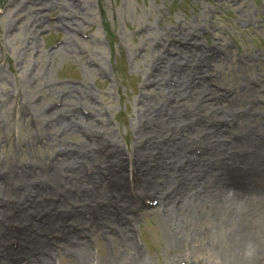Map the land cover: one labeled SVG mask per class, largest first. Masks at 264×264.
Instances as JSON below:
<instances>
[{
	"label": "bare ground",
	"instance_id": "obj_1",
	"mask_svg": "<svg viewBox=\"0 0 264 264\" xmlns=\"http://www.w3.org/2000/svg\"><path fill=\"white\" fill-rule=\"evenodd\" d=\"M205 31L186 22L170 31L183 38L181 46L170 44L175 56L162 47L147 50L143 74L157 91L153 101L143 96L135 141L125 149L85 119L79 105L62 100L47 113L25 96L21 104L40 126L30 142L36 149L50 144L59 156L27 161L26 168L16 159L0 162V264H154L131 236L134 223L150 216L147 224L161 240L155 248L183 253L174 264H264V98L256 87L264 80L248 69L254 56L242 73H226L227 43L192 39ZM209 70L219 75L207 78ZM23 73L20 83L32 93L34 75L29 68ZM7 80L0 71V86ZM55 130L71 136L79 130L94 140L68 143ZM36 149L29 154L37 158ZM127 174L138 192L130 191Z\"/></svg>",
	"mask_w": 264,
	"mask_h": 264
},
{
	"label": "rangeland",
	"instance_id": "obj_2",
	"mask_svg": "<svg viewBox=\"0 0 264 264\" xmlns=\"http://www.w3.org/2000/svg\"><path fill=\"white\" fill-rule=\"evenodd\" d=\"M42 2L52 6L43 8ZM203 13L206 19L196 17ZM186 22L204 25L203 35L192 38L201 42L199 45L227 43L230 54L224 62L230 67L226 73H242L254 56L255 66L247 68L264 80V0H0V71L8 78L0 86V162L16 159L19 164L25 162L26 168L31 164L27 161L46 163L59 156L50 144L36 149L30 142L40 126L31 118L33 111L21 104L28 95L31 101L42 102L47 113L60 107L62 100L79 105L81 114L92 119L97 130L109 131L124 149L130 146L135 141V119L143 96L153 101L151 93L157 91L143 74L149 68L147 50L163 48L175 56L170 44L181 46L179 40L183 38L170 31ZM190 43L186 45L194 48ZM27 68L34 75L32 87L36 90L32 93L20 83ZM150 68L154 70V64ZM207 72L211 74H206L207 78L219 75L216 70ZM169 83L175 85L171 80ZM256 87L264 98V85ZM53 92V100H49ZM185 114V110H179V115ZM50 124L47 120L42 125ZM75 132L71 136L56 131L55 137H65L68 143L93 139L79 130ZM31 149H36L39 157H32ZM93 167L104 173L100 163L95 161ZM105 176L110 183L112 178ZM136 183L133 175L127 174L130 191H139ZM3 197L0 195V199ZM41 198L35 197L36 201ZM147 218L138 219L131 233L144 255L154 264L183 261V253L175 247L155 248L161 240L147 224L151 216ZM91 254L97 262L98 248L93 247Z\"/></svg>",
	"mask_w": 264,
	"mask_h": 264
}]
</instances>
